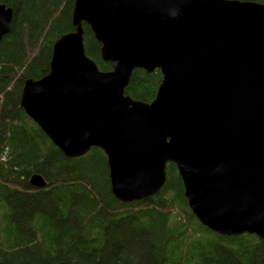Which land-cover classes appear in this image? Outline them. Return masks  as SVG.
I'll return each instance as SVG.
<instances>
[{
  "label": "water",
  "instance_id": "95a60500",
  "mask_svg": "<svg viewBox=\"0 0 264 264\" xmlns=\"http://www.w3.org/2000/svg\"><path fill=\"white\" fill-rule=\"evenodd\" d=\"M12 16L0 4V40ZM82 24L111 71L85 55ZM72 25L49 72L23 85L27 117L67 158L101 149L119 202L158 193L172 163L203 226L264 239V4L74 0ZM137 69L162 76L150 103L124 95Z\"/></svg>",
  "mask_w": 264,
  "mask_h": 264
},
{
  "label": "trees",
  "instance_id": "16d2710c",
  "mask_svg": "<svg viewBox=\"0 0 264 264\" xmlns=\"http://www.w3.org/2000/svg\"><path fill=\"white\" fill-rule=\"evenodd\" d=\"M0 4L13 12L0 40V264H264V240L219 235L196 219L174 164L166 165L158 193L122 203L111 193L101 149L65 157L20 98L25 81L49 72L54 43L74 31V0ZM82 37L87 58L111 71L86 24ZM161 82L159 70H134L124 95L150 103ZM32 175L45 187H32Z\"/></svg>",
  "mask_w": 264,
  "mask_h": 264
},
{
  "label": "bare ground",
  "instance_id": "6f19581e",
  "mask_svg": "<svg viewBox=\"0 0 264 264\" xmlns=\"http://www.w3.org/2000/svg\"><path fill=\"white\" fill-rule=\"evenodd\" d=\"M155 195V194H154ZM213 232V231H212ZM238 236V235H237ZM258 238V237H257ZM258 239H260V238H258ZM260 240H264V239H260Z\"/></svg>",
  "mask_w": 264,
  "mask_h": 264
}]
</instances>
